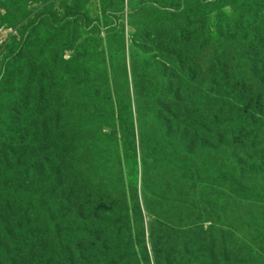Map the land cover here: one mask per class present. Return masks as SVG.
<instances>
[{
  "label": "trees",
  "instance_id": "16d2710c",
  "mask_svg": "<svg viewBox=\"0 0 264 264\" xmlns=\"http://www.w3.org/2000/svg\"><path fill=\"white\" fill-rule=\"evenodd\" d=\"M28 2L1 0L17 9L18 35L0 67V264H264V99L252 100L241 81L248 67L264 77V63L253 64L259 11H235L224 31H211L224 11H199L205 1L103 0L104 17L128 15L133 32L128 39L109 27L100 47L80 40L89 20L80 0L62 14ZM145 89L167 96L162 121L123 141L153 116L141 114ZM102 125L120 130L108 156ZM240 135L242 150L225 171L189 164ZM132 166L157 176L160 192L148 193L144 207Z\"/></svg>",
  "mask_w": 264,
  "mask_h": 264
},
{
  "label": "rangeland",
  "instance_id": "374dc122",
  "mask_svg": "<svg viewBox=\"0 0 264 264\" xmlns=\"http://www.w3.org/2000/svg\"><path fill=\"white\" fill-rule=\"evenodd\" d=\"M77 0H29L28 4L29 7L34 9V11H52L58 14H62L63 11H65L66 7L71 5L72 2ZM184 1V0H181ZM205 1L208 4L204 5L202 9L199 11H224L222 16H219L214 20L212 24L209 25L210 30H217L221 29L224 31L225 26L228 25L233 19L237 17L235 11H259L258 15L261 21V25L263 27L262 30H260L256 41H255V47L256 51L258 53V57L253 58V64L264 63V0H233V1H227L224 5H216L215 7L212 6L211 0H201ZM102 2L103 0H80L81 3V10L83 13H85L89 20L88 22L83 26L79 28V33L82 35L80 40H87L89 38L93 39L100 47H105L107 43V28L111 27L115 32L117 33H123L124 35H127L128 39H131L133 29L130 27L128 23V15L122 14L119 16V14L114 15L112 18L104 17L102 12ZM247 3H251L252 7L247 9ZM220 8H222L220 10ZM125 11H130L128 5H125ZM226 11L228 13H226ZM230 11H233L231 14ZM17 9L10 8V7H4L1 5L0 0V67L2 63L3 56L5 55L8 47L9 42L13 38V36L18 35V32L16 30L17 26L13 25V21L16 17ZM214 14H210L209 17H213ZM199 25L202 26L204 24H208V18L205 17H198ZM28 21V20H27ZM102 21V22H101ZM110 23L103 26L104 23ZM98 23L101 25V27L96 28V30H93L94 24ZM131 44V41H129ZM224 48L227 50V53L232 56L233 55V48L234 44L232 42H226L224 44ZM69 54V53H68ZM128 56H130V52L128 51ZM129 62V60L127 59ZM118 63V67L124 72L123 70V58L119 56L116 60ZM143 76V73L141 77ZM128 79L130 78V73H127ZM150 77L147 79L145 78V83L147 80H149ZM241 81L244 82L246 87L253 91L254 96L251 97L252 100L257 101L259 104V99L256 97L257 95H260L262 99H264V77L260 76L258 73H256L253 69H250V67L246 68L243 71L242 79ZM124 93V99L127 100L129 98V89L123 91ZM169 94V93H168ZM145 95V104L143 108V113H148L149 115H153L150 117L149 121H146V116L143 117V119L139 120V123L137 126L133 129L131 127L128 129L129 136L126 137L123 141H130L132 136V133H140L139 129L141 126L146 123L147 127H151L153 122L155 121H162L163 116L159 113V108H164L165 103L167 101V96L163 94L162 92H155L154 90H148L145 89L144 91ZM154 97H152V96ZM169 96V95H168ZM238 106V105H237ZM124 111L126 115L129 113L130 104L125 103ZM258 125L260 129L259 135H264V107H261L260 114L258 116ZM141 134V133H140ZM120 136V130L118 128V125H102L99 127L98 131V138L100 140H103V147L101 150L102 154H106L112 151H115L118 149V145H115L113 142V139L115 137ZM91 136L88 135V133L83 138V142L90 141ZM135 140V138H134ZM119 148L121 153V159L125 158L126 155L124 153L123 149V143L120 142ZM243 146V137L240 135L237 140L234 143H230L228 145L222 146L219 152H215L214 154L204 153L199 154V157L194 159L191 164L193 168L199 166H210V167H219L222 169V171H225L227 168V160L231 155L234 153L240 152L242 150ZM184 147H182V150L179 152V154H175L171 156L170 158L166 159L164 161V164L166 167L173 168V165L176 161L180 160L182 157V154L184 153ZM133 153V150H132ZM107 156L109 154H106ZM122 163V162H121ZM123 168H126V163ZM115 170V169H114ZM132 173H138L136 178V183L130 182L131 186L136 189L140 204L142 207H144L146 203V195L148 193L157 194L160 192V187L157 185L155 180L157 179L156 175L151 174H142L140 167H133L131 169ZM146 175V176H142ZM112 176L109 175V177ZM130 188V187H129ZM130 190V189H129ZM209 224H204L202 227L206 229V226ZM201 226V225H200ZM191 230H196L197 226L195 223L189 227ZM222 240H218L217 243L220 244L219 246L215 247L216 252L218 253L219 248L221 245ZM226 245V244H223ZM196 251H207L205 250H196ZM215 252V255H216ZM222 261V259H221ZM210 264H222L216 263V262H210Z\"/></svg>",
  "mask_w": 264,
  "mask_h": 264
}]
</instances>
